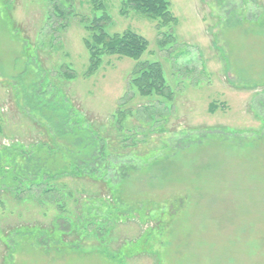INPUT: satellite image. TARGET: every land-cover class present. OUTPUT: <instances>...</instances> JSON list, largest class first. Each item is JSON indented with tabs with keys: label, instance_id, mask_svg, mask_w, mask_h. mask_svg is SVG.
<instances>
[{
	"label": "rangeland",
	"instance_id": "rangeland-1",
	"mask_svg": "<svg viewBox=\"0 0 264 264\" xmlns=\"http://www.w3.org/2000/svg\"><path fill=\"white\" fill-rule=\"evenodd\" d=\"M70 1L76 16L53 23L49 0H0V142L44 139L16 91L41 80L115 144L127 138L122 152L155 162L125 187L131 199L152 202L153 212L122 217L103 239L94 235L98 226L78 232L75 249L21 240L11 257L7 231L50 227L59 212L55 203L1 193L0 264H264V0H170L178 23L161 29L124 12L121 0H104L106 30L131 29L149 46L139 61L103 55L92 74L79 19L95 11L90 0ZM143 61L162 65L171 99L135 93L130 81ZM62 66L75 77L66 79ZM151 176L160 178L149 183ZM57 184L74 195L65 205L75 221L76 199L109 194L70 176Z\"/></svg>",
	"mask_w": 264,
	"mask_h": 264
},
{
	"label": "trees",
	"instance_id": "trees-1",
	"mask_svg": "<svg viewBox=\"0 0 264 264\" xmlns=\"http://www.w3.org/2000/svg\"><path fill=\"white\" fill-rule=\"evenodd\" d=\"M49 1V20L53 23L58 19L65 20L69 16H76L70 0ZM121 1L124 12L132 9L157 20L159 29L178 23V18L170 9V0ZM90 2L95 14L91 19H79L88 33L84 38L90 56L88 74L99 68L101 57L106 54L139 61L148 49L147 39L131 29L110 34L106 25L111 17L104 0ZM61 70L66 79L75 77L73 69L62 66ZM133 76L130 83L135 93L143 97L158 95L171 99L172 91L166 84L160 63L140 62L135 66ZM41 84V80L39 83L33 80L20 89L16 88L19 108L39 127L45 128V135L44 139L36 138L30 143L20 140L0 142V194L13 195L16 200L38 198L55 203L59 215L50 227L34 223L7 231L5 244L10 249L11 257L21 240L32 241L46 251L54 248L75 249L79 239L72 237L78 232L87 234L86 231H90L94 226H98L93 229L94 235L103 239L105 231L112 229L113 222H119L122 217H141L151 210L149 206L153 204L148 200L137 201L129 195L126 196L125 187L132 180L133 174L145 167L144 163L152 166L155 162L144 160L143 155H134L135 149L127 153L122 152L120 149L130 147L127 138L115 144L109 136L98 131L91 120L61 94L60 90L53 86L41 88ZM211 109L214 110L215 107L212 106ZM120 115H124V111ZM64 176L99 184L102 189H107L109 194L92 197L87 192H79L84 194L80 199L75 198L74 204L77 203L78 209L75 221L69 216L65 205L66 196L74 195L62 190L57 184ZM158 178L160 176H151L148 181L153 183ZM3 202L4 200L0 199V204H4ZM155 230L156 228L153 232H148L151 238Z\"/></svg>",
	"mask_w": 264,
	"mask_h": 264
}]
</instances>
